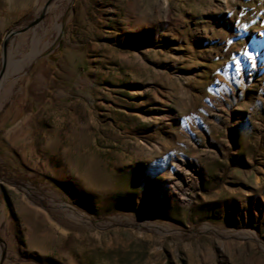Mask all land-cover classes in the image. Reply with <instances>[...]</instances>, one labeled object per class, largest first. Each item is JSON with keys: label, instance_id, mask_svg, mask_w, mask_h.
<instances>
[{"label": "rangeland", "instance_id": "rangeland-1", "mask_svg": "<svg viewBox=\"0 0 264 264\" xmlns=\"http://www.w3.org/2000/svg\"><path fill=\"white\" fill-rule=\"evenodd\" d=\"M46 2L0 77V264H264V0H0V70Z\"/></svg>", "mask_w": 264, "mask_h": 264}, {"label": "bare ground", "instance_id": "bare-ground-1", "mask_svg": "<svg viewBox=\"0 0 264 264\" xmlns=\"http://www.w3.org/2000/svg\"><path fill=\"white\" fill-rule=\"evenodd\" d=\"M34 33H35V32H34ZM12 64H13V63H12ZM25 65H26V64H25L24 62H22V61H19V62L14 63L12 69H11V70L8 69V70L6 71L4 77H6V76H8V75H13V74H15V73L20 72V71L23 69V67H24ZM10 67H11V66H10ZM13 85H14V83H11V84H9V85L4 86V85L2 84V81H1V83H0V106H1V104H2L6 99H8V97L11 95V91H12Z\"/></svg>", "mask_w": 264, "mask_h": 264}, {"label": "water", "instance_id": "water-1", "mask_svg": "<svg viewBox=\"0 0 264 264\" xmlns=\"http://www.w3.org/2000/svg\"><path fill=\"white\" fill-rule=\"evenodd\" d=\"M47 5H48V2H46L45 6L43 7L40 15L35 18L31 23H29L26 27H24L23 29L19 30V31H10L6 34L4 40H3V43H2V49H3V62H2V67H1V70H0V77L1 75L3 74V71H4V57H5V50H6V43H7V39L10 37V36H13L17 33H21L31 27H34L35 25H37L43 18H44V15H45V12H46V8H47Z\"/></svg>", "mask_w": 264, "mask_h": 264}, {"label": "snow or ice", "instance_id": "snow-or-ice-1", "mask_svg": "<svg viewBox=\"0 0 264 264\" xmlns=\"http://www.w3.org/2000/svg\"><path fill=\"white\" fill-rule=\"evenodd\" d=\"M242 55L244 56V57H246L247 59H249V60H251V54L249 53V52H247V51H244L243 53H242Z\"/></svg>", "mask_w": 264, "mask_h": 264}]
</instances>
